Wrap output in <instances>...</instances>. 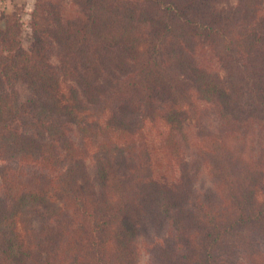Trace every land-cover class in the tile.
I'll list each match as a JSON object with an SVG mask.
<instances>
[{
  "label": "trees",
  "instance_id": "16d2710c",
  "mask_svg": "<svg viewBox=\"0 0 264 264\" xmlns=\"http://www.w3.org/2000/svg\"><path fill=\"white\" fill-rule=\"evenodd\" d=\"M0 20V264H264V0Z\"/></svg>",
  "mask_w": 264,
  "mask_h": 264
},
{
  "label": "rangeland",
  "instance_id": "374dc122",
  "mask_svg": "<svg viewBox=\"0 0 264 264\" xmlns=\"http://www.w3.org/2000/svg\"><path fill=\"white\" fill-rule=\"evenodd\" d=\"M36 0H0V19L4 13L11 14L13 12L18 11V14L23 23V32H22V41L27 46L31 40V13L34 9ZM237 0H214V4L217 8H226L236 5ZM63 10L66 16L72 15L75 11L70 7L69 3L63 2ZM3 22L0 20V26H2ZM200 64L218 74H222L221 67L219 63L213 58L212 54L208 50H204L199 55ZM21 94L25 96L27 94L22 87ZM208 109V107L206 108ZM204 122L210 129L215 130L217 128L216 119L212 116V114H207ZM188 138L191 144H195L197 142V134L196 128L193 126H189L187 129ZM188 158L191 159V153H188ZM91 164V163H90ZM92 165V164H91ZM202 167V177L204 181H206L207 171ZM93 173L92 167L90 168ZM139 247L141 249V258L140 264H148V255L144 252L143 243L139 241Z\"/></svg>",
  "mask_w": 264,
  "mask_h": 264
}]
</instances>
